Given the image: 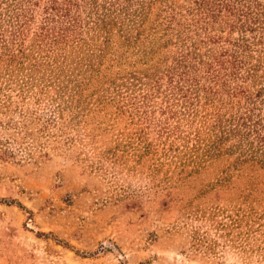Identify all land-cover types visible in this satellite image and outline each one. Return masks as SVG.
<instances>
[{
    "label": "rangeland",
    "instance_id": "rangeland-1",
    "mask_svg": "<svg viewBox=\"0 0 264 264\" xmlns=\"http://www.w3.org/2000/svg\"><path fill=\"white\" fill-rule=\"evenodd\" d=\"M205 3L218 15L202 26L193 0H0V95L18 105L0 113V142L23 144L1 122H23L40 88L72 96L63 116L77 120L46 158L0 150V264H264V144L247 143L264 135V68L246 76L261 43L239 26L264 18V0ZM222 47L241 62L210 66ZM249 107L256 129L231 135ZM138 129L152 153L95 166L92 153ZM195 133L216 155L179 164ZM235 206L256 214L241 249L209 216Z\"/></svg>",
    "mask_w": 264,
    "mask_h": 264
},
{
    "label": "trees",
    "instance_id": "trees-1",
    "mask_svg": "<svg viewBox=\"0 0 264 264\" xmlns=\"http://www.w3.org/2000/svg\"><path fill=\"white\" fill-rule=\"evenodd\" d=\"M193 1L195 4L192 8L193 13L195 14L193 18L194 21H202L200 22L201 25L206 26V24L209 23L203 19L210 18V21L213 23L215 21L216 16L218 15L215 13L217 10L213 6L207 8L205 0ZM225 11L227 13L231 11L228 8L227 4L225 6ZM243 12L245 19L248 20L249 17L247 16V12ZM212 23H210V25H212ZM224 23H226L228 27H230V29L234 28V24H228V22ZM239 24H241L239 25L240 27L245 24V29L249 31L256 30L258 34L256 37L253 38V42L254 44L261 43V45H259V47L257 48V53H260L256 55L255 62H249V65L246 68V76L259 77V75H256L257 68H264V18H262L261 20L251 18V21L249 23H245V21H242ZM206 37L211 40L222 38L220 35L216 37L206 35ZM226 41L229 42L228 39H226ZM224 56H228L229 58ZM211 58L212 59L209 62L210 66H212L213 64H217L218 67L223 68V70H225L226 67L225 62L230 64V67H234V60H238L237 62H241L239 61V59H236V55L234 52H230L227 48L223 47L221 49V54H212ZM262 80H264V72ZM241 88H243V86H241ZM255 90L256 94H259L262 90V87H259ZM239 92L242 93V90H239ZM71 98L72 96L67 97L65 100L61 96V94H59V92H55L54 94H48L46 90L40 88L34 93V97L32 98L33 105H30L27 100L25 102L23 101V112L21 111L23 122L20 121L13 123L10 119H8V121L1 122L4 123L3 125L16 128L17 133L21 132V130L23 129V144L21 142H16L12 139L9 141L8 138L2 140V142H0V150L2 156L8 158L12 157L17 153L19 154V156L23 157V160L36 161L37 159L46 158V156L48 155L47 150L50 149L52 146H55L58 141L62 140L64 143L72 142L73 136L69 134L71 132V129L76 127L77 124L75 122H77V120H74V116L72 114L68 118L67 116H63V111L69 110L70 104L67 103L69 102V100H71ZM25 99V95L23 94V100ZM210 99L211 98L203 97V101L205 103H207V101H209ZM10 105L15 108L18 107V105L11 100L8 94H1L0 113L2 112V110H7ZM252 111L253 108L249 107L238 115H232V122H229L230 127L228 128L231 132V135H237V137L247 136L256 129L255 126L259 123V119L253 118L254 114ZM19 128H21L20 131ZM52 128H55V130H52ZM134 133H136L134 135V139L136 142L133 141V138H131L130 135L126 136L125 134V136H118V138L114 140L115 143L112 147H109L103 151H99L96 153L91 152L92 157H97L95 161V166H97V168L99 169L102 168L101 161L104 159H111L109 161L112 162L119 161L121 160L123 153L124 158L127 159L126 154L129 150L132 151L130 154L137 158L136 160H138V158H141L143 155L152 153L153 150L150 141H148L142 136L144 132H142L141 129H138V131H135ZM75 135L77 136V134ZM252 137L255 138H251L247 141V143H249L250 145H253V143L255 142H258L259 144H264V135L261 134L258 130H255L254 136L252 135ZM205 139L207 140V138ZM192 140L194 141L190 143V145L184 144L183 149L180 148L175 154V157L178 158L179 164L182 163L184 165L186 162L195 163V158L201 161L202 159H208L211 158L212 155H216L213 154L214 152H212V149H218L217 146H215V143L213 146H211L207 142H203V144L201 145V139L199 135H196V133L193 135ZM10 143L14 144L11 146ZM93 149L95 150V148ZM118 151H120L119 155ZM260 162L264 163V160L262 159L260 160ZM128 195L129 194H123L122 197H130ZM250 209L251 208H249V210ZM254 215L256 214H254L253 211L245 212L242 207L239 208L236 206L235 208L214 207L212 208L211 213H209L210 218L212 219V221H214L218 229L226 230V233L228 234L230 232L232 233L230 234L233 239L230 238L229 241H238L237 243L240 244H237L235 246L239 248L241 245L240 241L245 242L247 240L256 239L253 236L254 231L257 230V228H253L254 220L252 219V216ZM258 246L259 245H257L256 247ZM263 247L264 244L259 246L260 252L263 250ZM260 255L261 257H264L262 253H260Z\"/></svg>",
    "mask_w": 264,
    "mask_h": 264
}]
</instances>
